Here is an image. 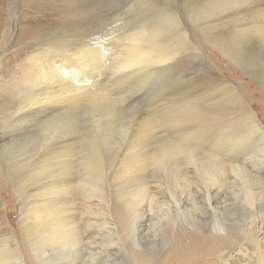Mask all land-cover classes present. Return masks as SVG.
Masks as SVG:
<instances>
[{"label":"rangeland","instance_id":"1","mask_svg":"<svg viewBox=\"0 0 264 264\" xmlns=\"http://www.w3.org/2000/svg\"><path fill=\"white\" fill-rule=\"evenodd\" d=\"M245 1L0 0V264H264V0ZM41 91L53 110L20 122Z\"/></svg>","mask_w":264,"mask_h":264},{"label":"bare ground","instance_id":"2","mask_svg":"<svg viewBox=\"0 0 264 264\" xmlns=\"http://www.w3.org/2000/svg\"><path fill=\"white\" fill-rule=\"evenodd\" d=\"M245 0H229L230 3H236V2H243L244 4H246L244 2ZM248 2V0H247ZM251 2V0H250ZM249 2V3H250ZM217 4V3H216ZM226 4V3H225ZM239 4V3H238ZM241 4V3H240ZM236 5V4H235ZM210 6V5H209ZM208 6V7H209ZM213 6V5H212ZM232 6V5H231ZM200 14V13H199ZM260 29V28H259ZM155 56V55H154ZM157 57V56H155ZM159 58V57H158ZM157 58V59H158ZM89 59V58H88ZM144 59H147V57H145V54L142 53H136L134 52V54L132 55V59H130V65L134 66L137 65L138 63H141L144 61ZM165 59V58H164ZM84 61V60H83ZM158 61H160L158 59ZM157 61V62H158ZM82 65V64H81ZM85 67V66H84ZM44 69V68H43ZM46 70V69H45ZM51 70V69H50ZM43 71V70H42ZM51 74L55 76L56 74V70L52 69L51 70ZM45 72V71H44ZM50 75V74H49ZM48 75V77H49ZM46 77V73L44 74L43 72H41V74L39 75V78L36 80H31V81H27V83L31 86H33L34 90H35V86L37 85H43L44 80ZM58 77V76H57ZM61 77V76H59ZM63 77V76H62ZM61 77V78H62ZM50 78V77H49ZM58 82V81H57ZM54 82V83H57ZM61 82V81H59ZM59 82L57 83L59 85ZM48 83V82H47ZM51 83V82H50ZM53 83V84H54ZM46 85V84H45ZM61 85V84H60ZM44 86V85H43ZM50 87V86H49ZM54 87V86H53ZM46 88V87H45ZM139 88V87H138ZM141 89V88H140ZM45 90V89H44ZM51 97H55L54 93H50L48 91H46L44 93V91L41 92H36V93H31L30 95H28L23 101L21 102H25V105L29 106L26 110L22 111L19 116H18V120L20 122H23L24 124H28L31 125L33 118H31L33 115L36 116L39 121L38 122H43V117H45L46 115L49 114V112L51 110H53V108L55 106L52 105V103H50V99ZM49 103V104H48ZM22 105L19 104L18 108H21ZM51 107V109H50ZM191 108V107H190ZM189 108V109H190ZM192 110V111H191ZM190 113H186L185 115V120L188 119V121H201L202 119V111L200 109H198L196 106L192 109L191 108ZM179 116V115H178ZM184 117V116H183ZM30 122V123H29ZM35 122V121H34ZM125 126V125H124ZM264 132V131H263ZM264 134V133H262ZM176 147V146H175ZM258 147V146H257ZM173 148V147H172ZM89 152H88V157H91L92 160H88L91 161L89 163H91L90 165H92L94 167V169H96L98 172L101 171V163H103L102 161V155L96 145V143H91L90 147H88ZM179 149V148H178ZM184 149V148H183ZM231 149V148H230ZM181 150V149H180ZM186 150V149H185ZM262 150V149H261ZM174 151V150H173ZM176 151V149H175ZM178 151V150H177ZM190 151V150H189ZM191 152V151H190ZM171 154V153H170ZM256 154V153H255ZM87 156V155H86ZM83 158V157H82ZM87 159V157L85 158ZM89 165V167H90ZM236 167V166H235ZM92 169V168H91ZM103 171V170H102ZM92 172V171H91ZM96 174V173H95ZM94 175V173H93ZM96 176V175H94ZM136 201V200H134ZM133 201V202H134ZM134 205V204H133ZM218 230L219 229H223L221 227V225L217 226ZM36 232L40 233L39 235L42 236V238L44 239V241H48L49 245H52L55 247L56 246H64V247H68L69 244L72 242V240L69 238L70 234L69 231L61 226H56L54 223H52L51 225H40L38 229H36ZM50 250V249H49Z\"/></svg>","mask_w":264,"mask_h":264}]
</instances>
